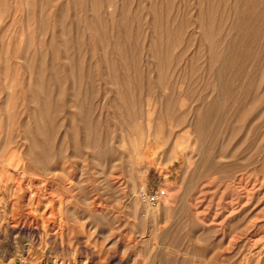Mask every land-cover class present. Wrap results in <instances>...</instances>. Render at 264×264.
Masks as SVG:
<instances>
[{
    "label": "rangeland",
    "instance_id": "obj_1",
    "mask_svg": "<svg viewBox=\"0 0 264 264\" xmlns=\"http://www.w3.org/2000/svg\"><path fill=\"white\" fill-rule=\"evenodd\" d=\"M0 264H264V0H0Z\"/></svg>",
    "mask_w": 264,
    "mask_h": 264
},
{
    "label": "built area",
    "instance_id": "obj_2",
    "mask_svg": "<svg viewBox=\"0 0 264 264\" xmlns=\"http://www.w3.org/2000/svg\"><path fill=\"white\" fill-rule=\"evenodd\" d=\"M138 197L142 199L143 201L147 202L150 205H156L158 204L161 192L158 190H147L146 188L142 187L138 190Z\"/></svg>",
    "mask_w": 264,
    "mask_h": 264
}]
</instances>
